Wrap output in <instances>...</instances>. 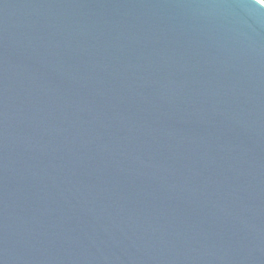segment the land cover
<instances>
[{
    "label": "water",
    "instance_id": "95a60500",
    "mask_svg": "<svg viewBox=\"0 0 264 264\" xmlns=\"http://www.w3.org/2000/svg\"><path fill=\"white\" fill-rule=\"evenodd\" d=\"M0 264H264V1L0 0Z\"/></svg>",
    "mask_w": 264,
    "mask_h": 264
},
{
    "label": "trees",
    "instance_id": "16d2710c",
    "mask_svg": "<svg viewBox=\"0 0 264 264\" xmlns=\"http://www.w3.org/2000/svg\"><path fill=\"white\" fill-rule=\"evenodd\" d=\"M264 1V0H263Z\"/></svg>",
    "mask_w": 264,
    "mask_h": 264
}]
</instances>
